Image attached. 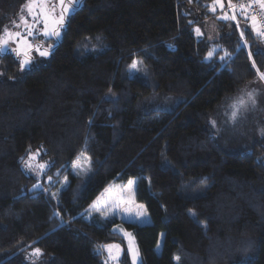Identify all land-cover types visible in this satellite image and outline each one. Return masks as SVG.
Masks as SVG:
<instances>
[{
    "label": "trees",
    "instance_id": "trees-1",
    "mask_svg": "<svg viewBox=\"0 0 264 264\" xmlns=\"http://www.w3.org/2000/svg\"><path fill=\"white\" fill-rule=\"evenodd\" d=\"M25 1L0 0V33ZM214 1L81 0L47 64L22 74L20 55L0 54V264H28L36 248L39 264H107L108 244L133 264L117 225L142 264H264V111L262 136L238 151L211 121L264 70L262 39ZM34 155L50 162L40 179L24 171ZM132 179L149 225L87 220L109 185Z\"/></svg>",
    "mask_w": 264,
    "mask_h": 264
},
{
    "label": "rangeland",
    "instance_id": "rangeland-1",
    "mask_svg": "<svg viewBox=\"0 0 264 264\" xmlns=\"http://www.w3.org/2000/svg\"><path fill=\"white\" fill-rule=\"evenodd\" d=\"M67 2V0H66ZM213 11L217 12L219 19H223L226 22H231L236 20V25L243 31L244 29H249L247 26V16L239 11L234 14H229L226 9L230 6L224 0H215L213 3ZM29 6H31L32 11L29 13ZM55 6L54 12L55 16L52 17L50 14V18H58L60 15V5L58 0H26L25 4L23 5L19 15L14 19V21L10 22L7 26H5L0 33V36L3 35V31L7 28L10 32H20L22 35L21 40H10L6 45L7 51H12L14 53L20 52V69L22 74L28 72V70L37 68L42 64H47L50 60V50L53 48V45H49V41L51 39L55 40L54 45L58 42L61 38L57 37H45L43 35L44 25L40 22H35L33 17H40V13L45 10H50L52 7ZM74 12V11H73ZM72 12V13H73ZM71 13V15H72ZM70 15V16H71ZM21 16H23L27 20V25L21 21ZM227 17V18H226ZM234 17V18H233ZM238 17L241 18L242 22L238 20ZM42 18V17H40ZM69 18V15H65V20ZM247 21V22H246ZM16 25H19L17 27ZM31 27L32 35L29 36L27 34V28ZM254 30V29H253ZM255 32V30H254ZM63 33V28L61 29V34ZM256 35H259L255 32ZM262 41H258L257 47L255 48L257 52L264 54V36H260ZM24 40L27 41L28 44L32 45V48L28 51V58L30 60V64L26 65L24 69L21 68V61L25 59L24 49L25 44ZM41 46V50L48 49L49 54L47 56H41L38 51H36V46ZM50 47V48H49ZM212 50H215L217 53L218 48L212 47ZM4 52H0L4 54ZM215 56V54H214ZM213 56V57H214ZM212 57V58H213ZM211 58V59H212ZM220 60V56L218 58ZM138 68L142 69L141 66L138 65ZM143 70V69H142ZM134 74H143V71L136 72L132 70ZM262 74H264V70L259 73V76L254 81L250 82L248 86L237 93L235 97H232L224 105L218 108V110L213 115L212 127L215 132H217L218 137L220 140L227 141L234 144L232 148L235 149L233 151H238L242 148L251 147L254 141L258 140L262 136V130H260V121H261V114L264 111V78H262ZM242 102V103H241ZM233 105L236 106V109L233 108ZM236 110V117L235 119L232 118V112ZM213 122L215 124L213 125ZM34 159H28L24 164V171L26 174L31 176H36L40 179L43 176V173L50 167V162L48 161H40L37 155H34ZM84 157L82 155L78 156L75 162V168L80 169L81 166H84ZM26 163H30L33 165L32 168L26 167ZM44 164V169H39L37 165ZM50 185L53 186L55 184V180H49ZM61 188L68 186V181L63 178L60 180ZM134 181L131 188L128 186V182H120L114 181L113 184L109 185L103 193L100 194L99 198L100 201L93 207L94 202H97V199L89 206L86 212L87 220L91 219L92 215H98L100 218H118L121 222H131L137 225H149L151 222L150 216L146 211V207L141 204L137 203L134 198L133 191L137 186V180L132 179ZM39 185V190L45 191V188ZM47 188V187H46ZM105 201L111 204L113 201H119L120 208L116 211H111L109 208L105 207ZM140 206H143L142 208ZM102 209L105 214H102L101 211H97L96 208ZM125 209H130V211H126ZM140 213V215H137ZM116 231L126 240L127 243V251L130 253L131 262L134 264L133 261V254L135 252V264H142L140 251H138L137 241L134 235L123 228L121 225L116 226ZM125 233L131 234V237L126 236ZM131 238L133 250H130L129 241ZM108 245H116V244H108ZM107 246V245H105ZM103 247L102 251L108 256L106 257L107 264H119L118 261L122 257V249L117 244L118 248H112L111 251L108 247ZM37 249V248H36ZM160 251V247L158 249ZM35 249H31L27 253L26 261L28 264H39L42 260V252L40 251L39 255H34ZM189 264H193L192 261Z\"/></svg>",
    "mask_w": 264,
    "mask_h": 264
},
{
    "label": "snow or ice",
    "instance_id": "snow-or-ice-1",
    "mask_svg": "<svg viewBox=\"0 0 264 264\" xmlns=\"http://www.w3.org/2000/svg\"><path fill=\"white\" fill-rule=\"evenodd\" d=\"M58 2L60 5V9H61L60 15L58 18H50V14L52 17L55 16V12H54L55 6H53L52 9H50V10L42 11L40 13V17H42V18L36 17V16L33 17V20L35 22L43 23V25H44L43 35L45 37H53L54 36V37L59 38L61 36V29L64 27V24H65V15L67 14L70 16L71 13L73 11H75L76 7L80 4L81 0H67V2H66V0H58ZM257 2L260 4V7L262 9H264V0H257ZM28 10H29V13H31V11H32L31 6H29ZM21 21L23 23H25V25H27V20L23 16H21ZM252 22H253V26H255V23H256V17L255 16L252 17ZM16 26L19 27V25H16ZM196 31L199 34V29H196ZM27 34L29 36H31L33 34L31 27L27 28ZM260 34L264 35V32H261ZM13 39L21 40L22 39L21 33L20 32L13 33V32H10L7 28H5L3 31V35L0 36V52H4L6 50V45L8 44V42L10 40H13ZM23 42L25 44V49H24L25 59L21 61V68L22 69H24V67L26 65L30 64V60L28 58V51L32 48V45L28 44L26 40H24ZM36 51H38L41 56H47L49 54L48 49L41 50V46H39V45L36 46ZM214 54H215V50L209 51L207 56L205 57V59L210 60L214 56ZM17 55H20L19 51L17 52ZM227 55L228 54L225 53V56H227ZM220 59L223 60V59H225V57H220ZM129 67H130V69H132L136 72L143 71L142 69L138 68V62H136V61H133V63ZM262 78H264V74H262ZM233 108L236 109V106L233 105ZM235 117H236V110H234L232 112V118L235 119ZM214 124H215V122H213V125ZM34 158L35 157L32 156V157H30V160L34 159ZM26 167L32 168L33 165L30 163H26ZM37 167L42 170L45 168V165L39 164V165H37ZM49 180H51V177H49ZM133 183H134V181L129 180V182H128L129 188H131ZM34 187H39V185H36ZM99 201H100V198L98 197L97 202H94L93 207H95ZM105 207L109 208L111 211H116L120 208V203H119V201H113L111 204H109L107 201H105ZM140 207L142 208L143 206H140ZM96 210L101 211L102 214H105L102 211V209H100L98 207L96 208ZM125 210L130 211V209H125ZM137 215H140V213H137ZM125 235L131 237V234H129V233H125ZM105 247H108L110 251L112 248H118L117 245H107ZM129 247H130V250H133L131 238L129 241ZM133 252H134V250H133ZM39 254H40V249L39 248L35 249L34 255H39ZM135 258L136 257H135V252H134V254H133L134 264H135ZM177 259H179V258L177 257Z\"/></svg>",
    "mask_w": 264,
    "mask_h": 264
},
{
    "label": "built area",
    "instance_id": "built-area-1",
    "mask_svg": "<svg viewBox=\"0 0 264 264\" xmlns=\"http://www.w3.org/2000/svg\"><path fill=\"white\" fill-rule=\"evenodd\" d=\"M230 6L226 9V11L236 12L241 11L248 15V17L252 20V17H256L255 26L253 29L257 32L260 36L261 32H264V9L260 7V4L257 0H230L228 3Z\"/></svg>",
    "mask_w": 264,
    "mask_h": 264
},
{
    "label": "crops",
    "instance_id": "crops-1",
    "mask_svg": "<svg viewBox=\"0 0 264 264\" xmlns=\"http://www.w3.org/2000/svg\"><path fill=\"white\" fill-rule=\"evenodd\" d=\"M105 256L108 258V256H107L106 252H105Z\"/></svg>",
    "mask_w": 264,
    "mask_h": 264
}]
</instances>
